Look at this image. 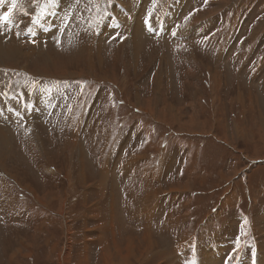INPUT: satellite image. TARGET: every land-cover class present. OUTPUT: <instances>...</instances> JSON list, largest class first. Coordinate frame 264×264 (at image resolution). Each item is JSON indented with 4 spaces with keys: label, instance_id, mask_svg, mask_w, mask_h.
<instances>
[{
    "label": "rangeland",
    "instance_id": "obj_1",
    "mask_svg": "<svg viewBox=\"0 0 264 264\" xmlns=\"http://www.w3.org/2000/svg\"><path fill=\"white\" fill-rule=\"evenodd\" d=\"M9 1L27 41L0 56V264H204L214 241L225 264L264 252V0Z\"/></svg>",
    "mask_w": 264,
    "mask_h": 264
},
{
    "label": "crops",
    "instance_id": "obj_2",
    "mask_svg": "<svg viewBox=\"0 0 264 264\" xmlns=\"http://www.w3.org/2000/svg\"><path fill=\"white\" fill-rule=\"evenodd\" d=\"M179 7V6H178ZM188 8V7H187ZM127 9H129V8H127ZM121 10L124 12V16L123 17H126V19L128 20V21H130V20H132V21H134L135 19H136V22L138 21H140V18H139V16H136L137 14L136 13H133L130 9H129V12L131 13V14H129L128 13V11H124V9H122L121 8ZM187 11V9L183 6L182 7V9H181V12H180V14H179V18H176L175 19V23H176V25H178V19H180L181 20V22L184 24V17H183V15L185 14V12ZM122 12V13H123ZM136 14V15H135ZM117 19V18H116ZM123 20H125L124 18H122ZM142 20L144 21V24L147 26V28H148V25L150 24V23H153L152 21H149V20H145L144 19V17H142ZM141 20V22H143ZM173 22V23H174ZM173 23H171L172 24V26H171V28H170V30L169 31H167V32H164V31H162V30H160L158 33H154V32H152V31H150V29L148 28V31H149V33H151V34H153V35H155V36H157V37H159L160 39H165V38H168L169 36H172V37H175V38H177V39H184V38H188L189 36L188 35H179L178 34V32H176L175 30V25H173ZM26 29H28V30H32L33 29V26H30V27H25ZM107 29L108 30H110V24L107 22ZM119 30H121V31H123V30H127L128 29V27H119L118 28ZM134 31H135V27H134V29H130V32H132L131 33V35H130V37L134 34ZM143 31H145V30H143ZM128 33H129V31H127ZM106 33V32H105ZM143 33V32H142ZM104 34V33H103ZM124 35H125V33H124ZM190 38V37H189ZM188 38V39H189ZM93 42V41H92ZM4 110H5V107L3 108ZM5 114H7L8 116H9V113H5ZM70 125V124H69ZM80 127H81V119H79L78 120V122H77V124H76V129H75V131H71L72 133H71V135H74V133H77L75 136H77V135H79V132H80ZM2 130V131H1ZM5 134H8L9 135V138H11L12 139V137L10 136V134L8 133V132H5V128L4 129H0V136H5ZM0 146H2V145H0ZM9 147V146H8ZM7 149H9V150H12V147H9V148H7ZM78 151H81V156H82V158L84 159V154H82V150H78ZM102 181V182H101ZM100 183L101 184H105V177H100V179H99V181H98V183H97V186L96 187H100V188H102V189H104L101 185H100ZM238 222H243V217L242 218H240V216H238ZM241 224V223H240ZM100 230H101V228H100ZM150 232V231H149ZM216 243V241H214V243H210V245H209V247H210V250L206 253V255H207V257L209 258V259H204L203 260V262H204V264H225L226 263V261H225V256L223 255V254H225L226 253V251H221L220 252V248H218L217 247V245L215 244ZM112 244H114V245H116L117 246V243H112ZM228 245L229 246H233L234 245V243H231L230 241L228 242ZM247 247H251V249H254L255 248V244H252V243H249V244H247L246 245ZM228 247V246H227ZM247 247H245V249L243 248V252H245V253H248L250 250L247 248ZM133 248H134V246H133V244L132 243H130L129 245H127V251H128V253H127V256L125 255V256H123V262H125V261H127V259L130 257V255L132 256L133 255ZM163 248V247H162ZM181 248L182 247H180L179 246V248H178V251H182L181 250ZM263 250V249H262ZM215 251V253H213ZM219 252H220V255L218 256V254H219ZM256 252H259V254H260V252H261V246L259 245V243H257V245H256V251H255V257H253V258H249V257H247V256H245L244 255V258H243V264H261L262 263V260H260V262H259V259H260V257L258 256V257H256ZM160 253L161 254H165V250H160L159 252H158V255H160ZM104 255H105V253H104ZM119 255H122V252H119ZM261 256H264V252H262L261 254H260ZM106 256V255H105ZM183 256V255H182ZM215 257V258H214ZM125 258H127V259H125ZM85 264H86V262H85Z\"/></svg>",
    "mask_w": 264,
    "mask_h": 264
},
{
    "label": "bare ground",
    "instance_id": "obj_3",
    "mask_svg": "<svg viewBox=\"0 0 264 264\" xmlns=\"http://www.w3.org/2000/svg\"><path fill=\"white\" fill-rule=\"evenodd\" d=\"M15 1L16 0H10L9 3H13ZM31 15L33 16L32 12H31ZM5 17H7V19H5ZM42 19H43V17L41 16L40 19H39V21H42ZM18 22L19 23L23 22V16L22 15H19V21ZM26 22H34V20L30 16H28L26 18ZM37 24H39V22ZM44 33H45L44 31H39L38 35H35L30 40L33 41L34 44H36L37 41L39 40V38L41 36L43 37L45 35ZM134 38H135V36H134ZM138 39L139 38H136L135 42H138ZM26 41L27 40L21 39V35L19 33L17 24L10 19V11L9 10L3 11L0 8V56L1 55H5L6 58L8 57L9 59H13L16 56L22 57L23 56V52H22V50L20 48H23L25 46L24 45V42H26ZM21 46H23V47H21ZM0 77H2V76L0 75ZM0 81H5L6 82V80H5L4 77H3V80H0ZM23 96L24 95L21 93V94L18 95L17 99H19L20 97H23ZM17 105H18L17 113L24 120H26L27 119L28 112H27V109H26L24 103L23 102H17ZM27 125H28V127H30V129L33 130V132H35L34 129L28 123H27ZM9 134L13 138V135L11 133H9ZM72 138H76V137H72ZM11 140L12 139L9 138V135L8 134H5V137H1L0 136V145L2 143L4 145V147H8L9 144H10V142H11ZM67 141L73 146V148L76 147L73 144V143L77 144L76 143V140H71V141L67 140ZM1 148H2V146H1ZM65 148H66V146H65ZM1 159L2 158H1V154H0V160ZM103 177H105V175H103ZM160 255H161V253H160ZM125 259H127V258H125Z\"/></svg>",
    "mask_w": 264,
    "mask_h": 264
},
{
    "label": "snow or ice",
    "instance_id": "obj_4",
    "mask_svg": "<svg viewBox=\"0 0 264 264\" xmlns=\"http://www.w3.org/2000/svg\"><path fill=\"white\" fill-rule=\"evenodd\" d=\"M15 5H13V7H14ZM5 19H7V17H5Z\"/></svg>",
    "mask_w": 264,
    "mask_h": 264
}]
</instances>
